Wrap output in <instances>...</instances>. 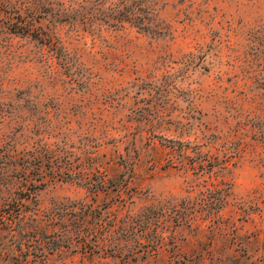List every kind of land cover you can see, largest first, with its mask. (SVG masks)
<instances>
[{"label":"rangeland","instance_id":"rangeland-1","mask_svg":"<svg viewBox=\"0 0 264 264\" xmlns=\"http://www.w3.org/2000/svg\"><path fill=\"white\" fill-rule=\"evenodd\" d=\"M19 1L0 0V264H264V0H152L156 34L42 17L61 41L15 34ZM22 171L42 228L18 238ZM93 200L121 214L65 237L51 213Z\"/></svg>","mask_w":264,"mask_h":264},{"label":"trees","instance_id":"trees-1","mask_svg":"<svg viewBox=\"0 0 264 264\" xmlns=\"http://www.w3.org/2000/svg\"><path fill=\"white\" fill-rule=\"evenodd\" d=\"M86 2V3H85ZM110 4H107V0H84L80 3L79 7L83 8L81 11L80 8L73 9L74 6H70L64 0H28V1H19L16 4V17L13 23V32L17 35L27 36L36 41H61L57 35H55L52 29H49L48 24L43 23L42 17L51 16L59 18L61 21L66 22L70 20H79L84 25L88 27L93 25L95 20H101L104 23H108L111 26H124L125 22H129L132 25L136 26L140 31L149 32L151 34L161 33V29H157V25L153 23V15L158 11L156 3L152 0H110ZM78 13V15H77ZM55 18V19H56ZM52 20V19H51ZM44 178V177H43ZM40 179V181H46V179ZM18 186L14 190L16 195L15 201L18 204L17 208V218L20 222L24 217L30 214V217L37 221V224L32 225V227H26L24 225L14 227L13 225H8L6 222H2V229L15 230L17 237L25 236L29 230L32 232L40 231L42 224L40 223V207L38 206V194L39 189L33 190L31 185H34L33 179L27 171H22L17 175ZM39 187V185H34ZM98 189L94 192V197L97 196ZM23 193V194H22ZM22 194V195H21ZM4 197V196H3ZM35 201L37 204L34 205L32 209L24 210L22 208L27 202ZM107 204V205H106ZM157 209L154 205H149L146 207V212H149L151 215L143 217L138 223V227L132 224V221L129 220L128 231L141 230L143 234H147L151 231L153 221L157 213ZM121 212L118 209H111L108 203L103 205L95 204L94 200L91 202H70L62 203L56 211L51 213L52 220L57 219L65 225L63 228L64 236L67 237L69 229L78 234H87L92 232L95 227H92L91 224L95 221L100 225V228L105 226L102 223V219L118 217ZM65 222V223H64ZM157 227V223H154ZM112 225V224H111ZM112 227V226H111ZM109 227V228H111ZM108 228V227H105ZM72 236V235H71ZM70 236V238H71ZM160 242L158 237L156 241H153V244H147V249H145V254H152L151 248L155 250ZM51 254V253H50ZM114 256H125L127 254L131 256H136L135 251L124 252L121 249L113 251ZM47 257L49 254L45 253ZM130 257H127L129 259ZM134 258V257H133Z\"/></svg>","mask_w":264,"mask_h":264}]
</instances>
